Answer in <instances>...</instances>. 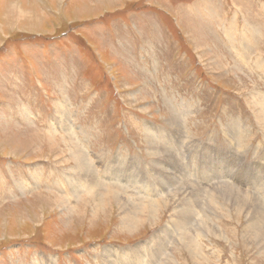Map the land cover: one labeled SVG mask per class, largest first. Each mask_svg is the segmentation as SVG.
Listing matches in <instances>:
<instances>
[{"label":"rangeland","instance_id":"rangeland-1","mask_svg":"<svg viewBox=\"0 0 264 264\" xmlns=\"http://www.w3.org/2000/svg\"><path fill=\"white\" fill-rule=\"evenodd\" d=\"M259 63L264 0H0V262L26 248L54 264H86L88 251L110 264L163 238L167 264H264L248 232L255 215L264 219ZM64 100L107 188L123 187V204L156 201L154 219L126 226L115 193L103 191L112 196L103 205L71 199L78 149L56 132L52 158L43 135L38 144L26 132L57 129ZM162 142L174 144L172 161ZM228 188L254 203L222 207ZM36 192L48 197L29 199ZM182 208L186 220L198 215L185 227L200 236L196 251L177 238Z\"/></svg>","mask_w":264,"mask_h":264},{"label":"bare ground","instance_id":"bare-ground-1","mask_svg":"<svg viewBox=\"0 0 264 264\" xmlns=\"http://www.w3.org/2000/svg\"><path fill=\"white\" fill-rule=\"evenodd\" d=\"M229 51H231V50H229ZM242 51L244 52V55H247L249 57L252 54L251 53L252 49L250 51H248L246 49H244ZM222 52H228V50L225 48V49L222 50ZM240 57H243V55L241 54ZM261 57H258V58H261ZM235 62L237 64H239V65L240 64H244L243 66H245V63H246L245 61H244L245 63H243V62H241L239 60H236V59H235ZM257 66L258 67H264V63H259ZM246 71L247 70H244V72H246ZM245 76H247V75H245ZM247 77H249V76H247ZM240 80L242 82H245L246 84H248L247 80L239 79L238 81L240 82ZM258 101L264 107V98L263 99L261 98ZM261 104L258 103V107L257 108L260 109V113L262 114V113H264V109L261 106ZM56 111L61 116V123H60V125H59V127L57 129L56 128H54V129L50 128V129H48L49 131L46 134L39 133V131L36 132V131H34L35 129H33V128L31 130H29V131L27 130L26 132H29V135H32V137H30L28 139H33L38 144H40L41 135H43V140L46 141L45 145H46V147L48 149V152L54 151V148H53V146H54V137H56V136H54V133L59 132V131H62L61 134H60L62 139H68L67 140L68 142L66 140L65 141L70 146H73L74 148L78 149L75 152V154H76L75 157L76 158L74 157L75 161H76V162H74L75 163V170H76V174H78V175L76 176L75 173L73 174L74 178H76L75 179V184L76 185L73 186V191L70 193L71 199L75 200L77 198L78 200L80 199L81 202H82L83 199H87L90 203L95 202L98 205H103V203L107 199H112V196H109V195L104 194V193H115L114 198H117V201L119 202V204L126 206V208L124 207L125 208L124 220L122 221L126 226L133 227L134 229L138 228L141 225V220H142L141 218L143 216L152 215V217H149V216L148 217L150 219H154L156 214H157V211L159 209L156 206V201H148L147 204H144L141 201L139 203L133 202L131 205L128 202L127 203L124 202L125 204H123V203L120 202V199H122V198L119 196L120 194L118 192H123L125 194L126 193L125 189L123 187H118V190H116L114 188L115 186L113 184H110L109 188H107V185H109V184L104 183L103 178L100 177V175H99V173H98V171L96 169L95 162L92 161L91 156L89 155L90 153L87 152L88 148H86V146L84 145V140L81 139L80 138V134L76 132V127L73 124H70V121H71L70 108L67 106L65 100L61 101L59 103V105L56 106ZM173 117H174V115H173ZM261 119H262V117H261ZM85 122H87V121H85ZM262 129H263V127H262ZM78 136H79V139H78ZM77 141H79L80 144H78ZM152 141L153 140H151V142H150L151 144H156V143H154ZM76 145L79 146V147H75ZM159 145L161 146L160 147L161 150L164 153H166L168 156H170L169 160L172 161L173 160L172 151L174 150V148L172 146H174V144H170V145H172V146H170V145H166L165 143L162 142V143H159ZM104 147H105L104 146V140L102 138H99V139L95 140L93 142V144H92V148L96 152H97V150H101ZM90 150H92V149L90 148ZM177 150H179V149L177 148ZM54 156H55V152H52V156L51 157L53 158ZM49 164H53V161L49 160ZM201 170L202 171L210 170V168L208 167V165H204V167H202ZM176 172L188 173L189 171H188V168L183 170L181 166H177L176 167ZM113 178H119V176L115 175V177H113ZM117 181H118V179H117ZM168 181H170V180H168ZM126 182L128 183V181H126ZM90 188H94L95 190L97 189L96 191H98V190H102V191H98L100 193V195L94 197L89 191ZM233 190L234 189L228 188V192L224 191V192L221 193L222 194L221 198L223 199V201L227 200V201H224L225 204H223L222 207H226L227 205L232 204L236 208H238L237 210H239V211L242 210L241 208H249V206L251 207V204L254 203V202L248 196H245L246 192L243 191L245 193L244 196L243 195L239 196L240 193L231 192ZM103 191H104V193H103ZM239 192H240V190H239ZM84 193H85V196L89 197V199L88 198H84V196H82ZM202 196H203V194L200 195V197H202ZM43 197H48V196L43 195L42 192H40V193L36 192L29 199L33 200V198H34V199L41 200V199H43ZM216 197H217V195H216ZM62 199H63L62 201L70 207L71 199L69 197H67V199H64V198H62ZM94 199H95V201H94ZM189 205H191V204L185 203L183 208H185V206H189ZM212 207H215V203H213L211 206H209V209L211 210ZM183 208L182 209H178L177 211H175L176 212L175 218L177 219V221L174 222V225H175L176 228H178V231H180V229H182L181 232L183 233L182 236L179 235V236H177V238H178L179 241L181 240V242H183L186 247H189L190 249H193V250H195V249L197 250L200 236L199 237H195L194 234H191V232H189L187 230V228H185V227L190 226L192 224V222L194 220H196L195 218L198 215L197 214H193V212H191L192 215L189 217L188 220H186V218L183 217V213H182ZM257 208H256V210H257ZM231 209L233 210V208H231ZM248 213L252 214L251 211L248 212ZM256 214H259V213H256ZM251 220L252 221L249 222L250 224L248 226L249 235H251L250 237L252 239L256 240L258 238V242L260 243L261 247H264V219L259 218V215L258 216L255 215L254 218H252ZM62 222H63V218L61 217V218H59L56 227L61 226ZM76 222H77V220H75L70 225H75ZM138 223H139V225H138ZM203 225L207 226V223H204ZM116 226L117 225H115V227ZM195 227H196V229L198 231H200V227H201L200 224H199V226H195ZM207 227H210V226H207ZM204 229H207V228H204ZM251 229H253L255 231H252ZM210 230H211V228H210ZM206 232H208V231H206ZM139 234H140V232L137 235H139ZM217 235H218V233H217ZM184 237H186V238H184ZM165 241H168V240L167 239L163 240V238H159V241H156L154 239V243L152 245L154 247H151V248L147 247V248H144L143 250L131 251L129 254L125 255L124 257H121V261L120 260L111 261L112 263H110V264H140V258H139L140 256L143 258V260L145 261L146 264H167L170 261V258L168 259L169 254H168V251H167V247H166V245L164 243ZM193 245H195L194 248L191 247ZM30 251L31 250H26V248H22L21 250H18L16 252L11 253L10 257H8L4 261L0 262V264H54V261L52 263V260H51L50 256H41L40 257L36 251H34L35 257L32 258ZM42 251L43 252H48L44 248H42V250L41 249L38 250V252H42ZM105 252H107V250H105ZM157 252H163V255L164 254H166V255L165 256H162V255L160 256ZM116 253L118 254L119 252L116 251ZM95 254H97V253H92V252L88 251L86 253V255L81 258V261L83 263H86V264H96L95 262L93 263V260H92V257ZM96 259L98 260L99 258H96ZM57 264H62V263L59 261ZM67 264H73V262L69 261ZM101 264H103V262Z\"/></svg>","mask_w":264,"mask_h":264}]
</instances>
